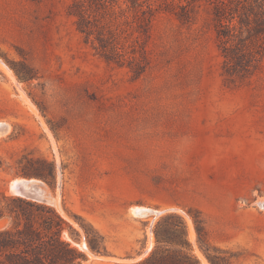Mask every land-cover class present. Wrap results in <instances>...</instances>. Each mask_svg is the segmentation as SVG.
<instances>
[{
  "label": "rangeland",
  "instance_id": "374dc122",
  "mask_svg": "<svg viewBox=\"0 0 264 264\" xmlns=\"http://www.w3.org/2000/svg\"><path fill=\"white\" fill-rule=\"evenodd\" d=\"M219 15L248 67L229 65ZM0 62V202L29 152L55 165L43 203L83 264L145 258L167 214L201 264L196 223L230 264H264V0H0Z\"/></svg>",
  "mask_w": 264,
  "mask_h": 264
},
{
  "label": "trees",
  "instance_id": "16d2710c",
  "mask_svg": "<svg viewBox=\"0 0 264 264\" xmlns=\"http://www.w3.org/2000/svg\"><path fill=\"white\" fill-rule=\"evenodd\" d=\"M74 5V14L79 17V28L89 33L84 23L87 21L84 16L85 4ZM217 5L223 11V1ZM218 23L222 27L218 36L223 37V51L229 65L233 68L248 67L247 62H250L249 57L254 56V51L250 50L247 57L243 48L226 45L235 26L222 23L220 15ZM16 163V173L22 176L40 178L49 183L55 177L53 161L44 157L25 152L17 158ZM2 197L0 219L7 218L8 223L0 227V264H83L85 255L71 244V230L76 235L77 231L71 229V224L53 206L20 196L3 194ZM161 224L165 225L168 232L160 228ZM196 230L199 240L206 244L204 251L209 263L230 264L228 258L222 255L226 252L224 249L211 246L204 236L201 239L205 234L203 226L196 223ZM85 234L90 249L102 253L103 236L93 229H85ZM154 234L158 245L148 256L131 264H201L195 256L183 250L185 239L183 241L182 237L186 236V225L179 215L167 214L162 217Z\"/></svg>",
  "mask_w": 264,
  "mask_h": 264
},
{
  "label": "water",
  "instance_id": "95a60500",
  "mask_svg": "<svg viewBox=\"0 0 264 264\" xmlns=\"http://www.w3.org/2000/svg\"><path fill=\"white\" fill-rule=\"evenodd\" d=\"M7 125L0 124V133L6 131ZM11 192L31 200L51 203L55 196L45 181L36 177H21L14 179Z\"/></svg>",
  "mask_w": 264,
  "mask_h": 264
},
{
  "label": "bare ground",
  "instance_id": "6f19581e",
  "mask_svg": "<svg viewBox=\"0 0 264 264\" xmlns=\"http://www.w3.org/2000/svg\"><path fill=\"white\" fill-rule=\"evenodd\" d=\"M0 67H1L3 70H5L6 72L9 73L8 69H7V68L5 67V65H4L3 63H1V62H0ZM12 77H13V76H12ZM7 129H8V126H7ZM7 129H6V130H7ZM5 132H6V131H5ZM3 133H4V132H3ZM13 183H14V180L12 181L11 184H13ZM55 196H56V195H55ZM56 197H57V196H56ZM54 199H55V205L58 204V203H57V201H58L57 198H54ZM52 203H53V202H52ZM53 204H54V203H53ZM55 207H56V206H55ZM142 210H143V209H141V208H140V209L137 208L135 211L140 212V211H142ZM155 212H156V211H155ZM157 213H159V211H157ZM83 245H84V243H83ZM83 245H82V247H85V245H84V246H83ZM199 256H200V255H199ZM201 260L203 261L204 264H208L207 261H206L202 256H201Z\"/></svg>",
  "mask_w": 264,
  "mask_h": 264
}]
</instances>
